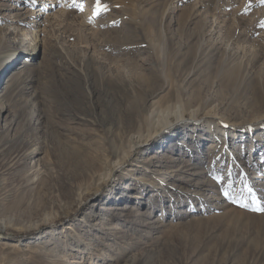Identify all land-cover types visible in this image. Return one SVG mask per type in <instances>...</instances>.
I'll list each match as a JSON object with an SVG mask.
<instances>
[{"label":"rangeland","instance_id":"1","mask_svg":"<svg viewBox=\"0 0 264 264\" xmlns=\"http://www.w3.org/2000/svg\"><path fill=\"white\" fill-rule=\"evenodd\" d=\"M95 4L0 0V53L31 52L6 80H35L3 95L0 129L16 123L0 138L28 158L0 173V239L38 249L0 245V264H264V2ZM176 104L226 123L204 121L206 140L196 123L167 131L115 166L125 125L145 135ZM125 204L143 225L106 209Z\"/></svg>","mask_w":264,"mask_h":264},{"label":"bare ground","instance_id":"2","mask_svg":"<svg viewBox=\"0 0 264 264\" xmlns=\"http://www.w3.org/2000/svg\"><path fill=\"white\" fill-rule=\"evenodd\" d=\"M17 35H19V34H17ZM24 43L12 45V46H14V48L12 49V51L14 50L13 52L8 50V53L7 52L5 54L3 52L0 53V88H1L0 93L2 92L0 95V98H1L0 113H1V109H3V108L8 109L10 106V103H11V98L10 99L7 98V100L3 99L4 94H6L7 92H10L12 94L15 91L18 92V91H21L22 89H29L32 82L35 81L33 79L34 77L31 78V76L27 77L25 75L14 77L12 80H9V79L6 80L8 74L13 69L15 63L23 55L31 53V52H28V49L24 48V45H25ZM35 47L36 46H34V48L32 47L31 50L35 49ZM32 53H34V52H32ZM17 92H15L12 95H15ZM31 95L33 98H37L36 93H32ZM150 106L153 107V103L150 104ZM182 110H184V109L179 108L178 104H176L175 106H169L165 110L163 115H161L160 119L156 122L157 125L151 127L147 131L148 133L145 135H141L143 131L139 129L138 124H134V125L127 124V125H125V130L123 133H127L125 136V140H127V142H130V145H129L128 149L122 150V153L114 161V164L119 162V161H122L124 158H126V159L132 158L133 154H131L128 157V155H129L128 153H129V151L133 150L134 148L138 149V152H140L143 150L144 147H146L148 145H152L156 142H159L160 139L165 136L167 131H169V132L170 131H176V130H179L181 127H187L192 123H196V125H198L200 127L199 129H201L200 133L197 134V137H200L201 140H206L207 138H209L208 132H206V129L209 131V130H211V127H213V126H217L216 128H219L221 126H224L226 123L224 120L217 118V117H214V115H212V114L206 115V116L201 115L200 117H198L197 115H195L193 113H188V111L182 112ZM38 115L40 116V115H42V113L39 112ZM0 116H1V114H0ZM14 119H15V117H14ZM14 119L12 121H10L9 123H5L3 128L0 129L1 137H8L9 132H10L13 124L15 125V123H16V121ZM38 121H39V119H38ZM204 121L209 122L212 126L208 127V128H204L205 126H203V128H202V124H204ZM138 123H139V121H138ZM134 133H138V135H135ZM255 139L259 140L261 142L263 141V143H260L261 144L260 147H264V133H263V136L257 135ZM212 144L213 145H210L211 151L208 152V154H210L212 156V158L217 157V158L221 159L222 153L220 155H216V151L219 150L218 144L215 142H213ZM9 145H12V143H10L9 139L5 140L4 138H0V173H1V171L16 169L18 167L22 168L23 164L26 162V158H28V155L25 154V152L22 150L23 149L22 147L21 148L17 147L16 149L12 150ZM190 147L195 148V146L188 144V148H190ZM226 148H227V146L224 149L225 151H226ZM196 150H197V148H196ZM229 152L233 153L232 150H229ZM150 157H154V156H150ZM163 157H164V159H162L163 160L162 163H165L164 166L166 168H169V166H170L169 164L172 160L168 159V156L166 154ZM87 164L89 165V163H87ZM90 164H91V161H90ZM115 166H116V164H115ZM233 166H235V164ZM236 168H237V166L234 167V169H236ZM107 169L113 170L111 167H108V166H107ZM197 173H200V172H197ZM248 173H252V171H249ZM128 207L129 206L127 204L119 205L117 207H114L113 205H107L106 209L107 210H113V211H116V210L118 211V209H121L122 211H120V212L122 215L129 217V219H131L134 223L136 222L138 224L143 225V220L141 221V213L140 212H134L133 213L132 209H129L127 211V213H124ZM152 227H154V225ZM36 241H37L36 239H33V240L31 239L28 242H22L21 240L0 239V245L2 247L9 248L12 250L14 248L16 249L17 247L22 248V246H23L22 249H31L32 251L36 252V251H38V249L35 248ZM52 248H54V247H52ZM150 250H152V249H148V251H150ZM42 254H44V253H42ZM44 255H45V260L54 261L50 264H58L56 260L61 259V258L58 259L57 257L56 258L54 257L55 259H53V257L52 258L49 257V256H53V254L48 253V252H45ZM56 255H57V253H56ZM43 258L44 257L41 256V259H43ZM141 259H142V257L140 255H137L134 257V259L131 260V263L132 264H138L139 262H141Z\"/></svg>","mask_w":264,"mask_h":264},{"label":"snow or ice","instance_id":"3","mask_svg":"<svg viewBox=\"0 0 264 264\" xmlns=\"http://www.w3.org/2000/svg\"><path fill=\"white\" fill-rule=\"evenodd\" d=\"M262 2H264V0H262ZM81 7V11L83 10V5L80 6ZM107 5H102L101 4V0H96V4H95V13L96 15H99L101 11H107ZM264 26V25H262ZM249 192L252 191L251 188L248 189ZM255 211H264V208L261 207H257L254 209Z\"/></svg>","mask_w":264,"mask_h":264}]
</instances>
